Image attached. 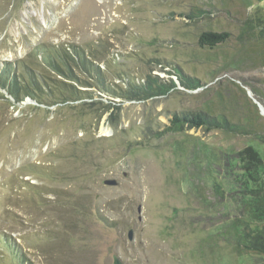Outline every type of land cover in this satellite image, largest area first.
Instances as JSON below:
<instances>
[{
    "label": "rangeland",
    "instance_id": "374dc122",
    "mask_svg": "<svg viewBox=\"0 0 264 264\" xmlns=\"http://www.w3.org/2000/svg\"><path fill=\"white\" fill-rule=\"evenodd\" d=\"M253 13L264 20V0H0V67L62 80L32 52L74 46L109 90L82 74L93 99L0 89V264H264L235 159L248 146L264 157L261 24L243 34ZM207 30L231 36L201 47ZM198 111L230 130L169 123Z\"/></svg>",
    "mask_w": 264,
    "mask_h": 264
},
{
    "label": "trees",
    "instance_id": "16d2710c",
    "mask_svg": "<svg viewBox=\"0 0 264 264\" xmlns=\"http://www.w3.org/2000/svg\"><path fill=\"white\" fill-rule=\"evenodd\" d=\"M244 23L247 29L245 28L246 30L243 31V34L247 38L254 36V30H257L256 28H258L257 25L259 24H261L259 27L261 29L257 30L258 35L264 36V20L257 13L249 16ZM230 36V32L207 30L199 34L197 42L201 47L208 46L212 48L227 41ZM32 54L38 67L43 66L49 69L53 72L54 77L60 76L62 80H48L40 70H35L31 66L21 65L14 68L11 63L5 62L0 67V89H5L14 101L18 102L23 100L24 97H29L38 104L48 105L49 102L45 98L52 99V104H64L69 102V100L81 99L79 97L84 96L88 92L87 90H80L78 87H91L89 86L91 84L87 78L80 77L78 74L86 77H95V86L100 88L98 90L106 93L109 91L101 69L88 58L83 50L79 51L74 46L67 50L60 45L52 44L46 45L44 50L37 47ZM133 93H135L133 90L128 89L126 94L121 96L132 98L131 94ZM146 94L148 93L146 92ZM86 96L88 99H93L91 94ZM137 96L141 97V95ZM169 123L173 127L178 126L179 128L186 125L189 128L205 126L206 129L227 128L230 130V124L223 118L218 119L201 111L174 113L169 119ZM235 159L240 171L237 178L240 189L238 193L242 194L241 199L245 202H243V210L252 220L264 222V157L251 146H248L238 151ZM255 239L257 242L252 243V241L249 249L264 253L263 230L256 234ZM3 240L6 244L11 245L12 243L8 238ZM11 247L14 248L12 245ZM20 260L21 264H28L22 256H20Z\"/></svg>",
    "mask_w": 264,
    "mask_h": 264
},
{
    "label": "water",
    "instance_id": "95a60500",
    "mask_svg": "<svg viewBox=\"0 0 264 264\" xmlns=\"http://www.w3.org/2000/svg\"><path fill=\"white\" fill-rule=\"evenodd\" d=\"M254 101L256 102L260 112L262 114H264V106L261 103L257 102L255 99H254ZM103 183L106 185L114 186L117 184V181L114 178H110V179H105L103 181ZM127 237H128V239H131V237H132V230L131 229L128 230ZM114 264H119V262L116 260V256H114Z\"/></svg>",
    "mask_w": 264,
    "mask_h": 264
},
{
    "label": "bare ground",
    "instance_id": "6f19581e",
    "mask_svg": "<svg viewBox=\"0 0 264 264\" xmlns=\"http://www.w3.org/2000/svg\"><path fill=\"white\" fill-rule=\"evenodd\" d=\"M104 133H109L110 131L107 130L106 128L102 130Z\"/></svg>",
    "mask_w": 264,
    "mask_h": 264
}]
</instances>
